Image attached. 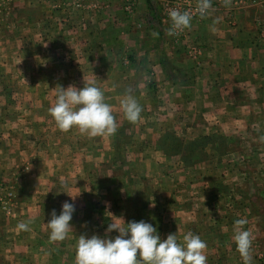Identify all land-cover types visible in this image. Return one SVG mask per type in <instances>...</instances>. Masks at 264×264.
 I'll return each instance as SVG.
<instances>
[{"label": "rangeland", "instance_id": "1", "mask_svg": "<svg viewBox=\"0 0 264 264\" xmlns=\"http://www.w3.org/2000/svg\"><path fill=\"white\" fill-rule=\"evenodd\" d=\"M91 1L97 0H11L0 6V186L12 194L7 208L0 209V246L12 237L9 229L20 219L23 201L37 194L35 187L40 185L36 175L43 168L51 178L53 192L66 196L58 204L71 203L68 195L79 194L74 200L72 224L82 219L79 210H83V221L91 222L94 218L86 213L107 208L116 194L137 198L136 206L140 207L147 205L150 197L160 200L164 193L167 201L159 202L156 210L184 207L204 215L206 230L199 235L207 244V264H243L233 241L234 221L246 219L244 208H262L261 202L251 197L257 189L264 192V181H258L264 180L260 154L254 153L243 137L229 139L216 134L192 140L156 135V129L147 131L149 136L137 133L144 132L143 118L131 123L120 104L116 105V57L99 55L100 48L101 53H108L106 48L116 49V41L107 39L109 32L92 35L82 27L80 18L92 13ZM116 1L128 14L125 0H101L100 5ZM156 3V10H161L162 0ZM12 4L21 6V11H10ZM50 16L58 18L55 32L49 26ZM38 17L42 18L40 26L34 23ZM84 80L103 91L106 103L112 106L118 133L89 138L75 128L68 132L57 128L49 114L56 99L54 88H82ZM140 106L144 113L155 111L152 104ZM132 128H136L133 134ZM160 160L165 161L163 167L153 164ZM165 176L172 180L169 190L161 183ZM28 204L32 206V201ZM208 215H218L222 221L216 232L210 230L214 227H209L212 221ZM246 220L252 234V264H258L259 257L264 259V243L250 225L256 221L252 213ZM154 226L162 229L159 221ZM158 233L163 239L162 232ZM183 235L179 234L180 239ZM212 237L217 246L210 245ZM7 261L0 248V264Z\"/></svg>", "mask_w": 264, "mask_h": 264}, {"label": "crops", "instance_id": "2", "mask_svg": "<svg viewBox=\"0 0 264 264\" xmlns=\"http://www.w3.org/2000/svg\"><path fill=\"white\" fill-rule=\"evenodd\" d=\"M156 1L138 0L133 15L125 14L119 1L103 6L101 0L91 1L92 13L85 12L80 18L82 27H87L90 34L109 32L107 39L116 41V49L106 48L108 53H101L100 48L99 52V55L116 57V105L130 90L140 105L155 106L152 114L148 113L149 109L144 113L142 108L141 122L146 123V127H143L144 132L138 130L137 133L144 136H149L147 131L156 129V135L171 134L192 140L216 134L229 139L243 137L246 140L243 142L260 154L259 167L264 168V142L260 139L264 136V0H247L250 2L237 6L232 4L235 0L227 4L211 0L208 16L192 22L182 39L167 35L169 25L163 21L160 8L156 10ZM10 7L14 14L21 11L18 4ZM51 17L49 26L55 32L58 18ZM3 20L7 25L8 21ZM41 21L38 17L34 23L40 26ZM76 24L72 25L78 27ZM133 130L136 128H132V134ZM163 162L153 164L163 167ZM45 171L42 168L39 174L35 172L40 185L35 187L37 194L23 201L20 219L9 229H12V237L0 246L8 264H75L78 236L103 237L110 219L116 217H122L126 223L144 220L153 226L159 221L162 229L157 230L162 232L163 239L176 232L180 239V233L191 231L199 235L206 230L202 225L204 215L200 213L184 207L156 210L159 202L167 201L164 193L160 200L150 197L147 205L140 207L136 206L137 198L119 193L107 208L99 207L86 213L94 218L88 224L83 221V210L78 209L82 219L73 224L70 221L73 232L62 242H50L46 224L53 209L60 214L63 204L58 202L65 201L66 196L53 192L49 184L51 178ZM258 181L264 180L258 178ZM161 183L169 190L172 180L165 176ZM251 197L260 201L262 208L260 211L244 208L242 212L246 219L250 213L255 217L256 221L252 220L254 224L250 225L256 230L260 243H264V192L257 189ZM31 201L32 206L28 204ZM216 216L208 215V221H212L209 227H214L210 230L214 232L217 224H222ZM21 222H30L29 230H19L17 225ZM243 228L247 230L249 225ZM117 234L114 231L108 235ZM209 243L217 246L215 237ZM259 258L258 264H264V259Z\"/></svg>", "mask_w": 264, "mask_h": 264}, {"label": "clouds", "instance_id": "3", "mask_svg": "<svg viewBox=\"0 0 264 264\" xmlns=\"http://www.w3.org/2000/svg\"><path fill=\"white\" fill-rule=\"evenodd\" d=\"M228 2L229 0H225L226 4ZM211 7V0H198L195 11L201 18H205ZM168 17L169 36L179 35L189 28L193 19L190 12L175 8L168 12ZM153 35L158 36L159 33ZM84 82L82 88L75 85H69L67 88L56 86V99L54 105L49 108V114L62 132L75 128L89 138L114 135L117 123L112 114V106L106 103L103 91L94 82ZM120 107L127 121L136 123L141 118L142 108L130 90L120 100ZM260 139L264 142V136ZM68 196L73 202H64L59 215L53 209L51 219L46 224L50 242H62L73 232L70 221L75 212L76 196ZM110 220L105 229V236H78L75 264H207V244L199 235L187 232L179 239L176 232L169 234L166 239H161L157 228L144 220L127 223L122 217ZM29 223L21 222L17 228L27 231ZM246 224V219L234 221L233 241L243 264H252V234L249 230H244L243 226ZM114 231L118 234L108 235Z\"/></svg>", "mask_w": 264, "mask_h": 264}, {"label": "built area", "instance_id": "4", "mask_svg": "<svg viewBox=\"0 0 264 264\" xmlns=\"http://www.w3.org/2000/svg\"><path fill=\"white\" fill-rule=\"evenodd\" d=\"M11 0H0V6L7 4ZM238 0H235L233 3H237ZM247 0H239V2H246ZM198 0H162L161 3V15L163 21L168 23L170 26V20L168 17V12L171 9H178L180 11H188L193 15L192 22L201 19V17L196 13L195 9L197 6ZM219 2L225 3V0H219ZM138 4V0H125V10L129 15H133ZM210 12V9H209ZM209 14V13H208ZM208 16V15H207ZM188 29V28H187ZM187 29L181 32L179 35H175L177 38L185 37ZM197 51V50H196ZM195 51V53H197ZM12 194L10 190L5 186H0V209L7 208L11 203Z\"/></svg>", "mask_w": 264, "mask_h": 264}]
</instances>
